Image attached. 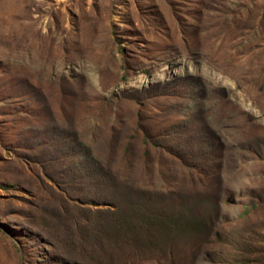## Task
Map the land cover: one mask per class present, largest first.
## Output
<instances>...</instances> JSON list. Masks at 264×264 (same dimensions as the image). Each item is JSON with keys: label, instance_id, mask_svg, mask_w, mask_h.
<instances>
[{"label": "rangeland", "instance_id": "1", "mask_svg": "<svg viewBox=\"0 0 264 264\" xmlns=\"http://www.w3.org/2000/svg\"><path fill=\"white\" fill-rule=\"evenodd\" d=\"M0 264H264V0H0Z\"/></svg>", "mask_w": 264, "mask_h": 264}]
</instances>
